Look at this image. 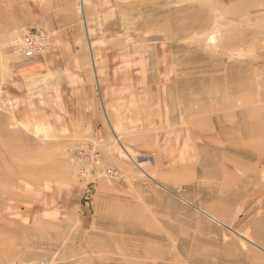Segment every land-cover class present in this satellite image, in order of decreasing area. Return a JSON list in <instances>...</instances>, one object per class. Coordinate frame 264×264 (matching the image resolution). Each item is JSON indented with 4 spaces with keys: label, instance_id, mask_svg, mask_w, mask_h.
<instances>
[{
    "label": "rangeland",
    "instance_id": "rangeland-1",
    "mask_svg": "<svg viewBox=\"0 0 264 264\" xmlns=\"http://www.w3.org/2000/svg\"><path fill=\"white\" fill-rule=\"evenodd\" d=\"M0 264H264V0H0Z\"/></svg>",
    "mask_w": 264,
    "mask_h": 264
},
{
    "label": "crops",
    "instance_id": "crops-1",
    "mask_svg": "<svg viewBox=\"0 0 264 264\" xmlns=\"http://www.w3.org/2000/svg\"><path fill=\"white\" fill-rule=\"evenodd\" d=\"M51 47V46H50ZM50 49V48H49ZM49 49L47 51H49ZM50 52V51H49ZM51 62H39L35 61L33 65H31L32 68L39 67L40 69H46V71L40 73V76H34L29 77L28 81L25 83L26 89H28L29 94L32 97L37 96L39 100H46V99H60L63 98L65 95H68V98L70 99H76L79 92L80 87H78V84L76 81L68 80L67 82H59V79H52L48 77V74L51 73L50 68ZM82 84V83H81ZM90 90V87L88 88ZM82 91V90H81ZM92 91L94 92V89L92 88Z\"/></svg>",
    "mask_w": 264,
    "mask_h": 264
},
{
    "label": "built area",
    "instance_id": "built-area-1",
    "mask_svg": "<svg viewBox=\"0 0 264 264\" xmlns=\"http://www.w3.org/2000/svg\"><path fill=\"white\" fill-rule=\"evenodd\" d=\"M44 38L45 37L40 30L34 29L25 38L23 43L17 47V50L23 52L24 55L31 57L42 50V47L44 46Z\"/></svg>",
    "mask_w": 264,
    "mask_h": 264
},
{
    "label": "bare ground",
    "instance_id": "bare-ground-1",
    "mask_svg": "<svg viewBox=\"0 0 264 264\" xmlns=\"http://www.w3.org/2000/svg\"><path fill=\"white\" fill-rule=\"evenodd\" d=\"M80 3H81V1H80ZM81 8H82V6H81ZM212 218V217H211Z\"/></svg>",
    "mask_w": 264,
    "mask_h": 264
}]
</instances>
